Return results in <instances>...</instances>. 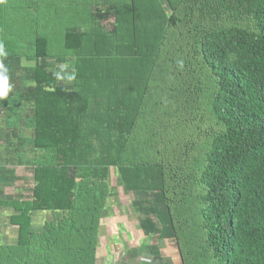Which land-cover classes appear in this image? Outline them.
<instances>
[{
	"label": "trees",
	"instance_id": "obj_1",
	"mask_svg": "<svg viewBox=\"0 0 264 264\" xmlns=\"http://www.w3.org/2000/svg\"><path fill=\"white\" fill-rule=\"evenodd\" d=\"M12 1L0 74L36 59L22 95L38 153L28 193L0 199L16 230L0 264H98L111 167L146 195L138 264H264V0H73L64 53L41 27L8 37L31 13ZM56 56H75L73 84L41 62ZM38 211L53 218L37 230Z\"/></svg>",
	"mask_w": 264,
	"mask_h": 264
},
{
	"label": "rangeland",
	"instance_id": "obj_2",
	"mask_svg": "<svg viewBox=\"0 0 264 264\" xmlns=\"http://www.w3.org/2000/svg\"><path fill=\"white\" fill-rule=\"evenodd\" d=\"M38 1L37 5L36 2ZM21 0L19 5L26 6L29 16L25 19H19L17 25H13L14 34L10 32L8 37L14 38L18 42H25L32 37L35 31L48 33L53 37V48L57 52L61 49V39L63 29L66 28L68 22L73 21L76 17L69 19V10L66 7L73 8L71 0ZM13 3L15 0L12 1ZM9 5L12 6L11 1ZM53 9L52 13L49 8ZM23 8V7H21ZM75 9V8H74ZM22 14L26 15L24 9H20ZM41 10L40 14L38 11ZM8 15L7 10L5 11ZM66 12V13H65ZM74 13V12H73ZM56 14L54 19L48 18L50 15ZM66 16V18H65ZM48 18V19H47ZM65 18V19H64ZM39 19L47 21L40 24ZM112 22L106 20L107 24ZM22 24V25H21ZM84 29V26H80ZM17 28V30H16ZM2 37V36H1ZM7 42V41H4ZM61 55V54H60ZM9 70L6 72L8 77L9 91L7 96L0 97V176L13 168L14 174L7 173V177L0 179V199L22 197L33 186L32 177L30 175L31 168L36 162L38 151L33 147V132L35 128V120L32 116V107L24 98L23 92L33 81V72L36 65V59L33 56H18L8 59ZM41 62L46 63L51 71L57 75L59 84H73L75 82V56H56L42 58ZM10 173V174H9ZM122 176L117 167H111L107 181L110 183L111 197L102 217L100 225V237L105 242L104 247L99 244L98 248V264H119L127 261L138 264L140 254L138 253V235L141 233L137 226L139 220L135 219L138 213L134 212L132 205L134 199L144 198V192H132L125 188ZM14 213L13 208L6 205L0 206V242L6 241L8 234H16L15 228L10 224V217ZM32 221L34 229H41L45 221H50L53 214L50 212H33ZM139 218V217H138ZM130 220L131 227H127L126 223ZM147 240L143 239L142 243ZM171 252H178L175 244L168 241ZM141 243V241H140ZM177 256V255H176Z\"/></svg>",
	"mask_w": 264,
	"mask_h": 264
},
{
	"label": "clouds",
	"instance_id": "obj_3",
	"mask_svg": "<svg viewBox=\"0 0 264 264\" xmlns=\"http://www.w3.org/2000/svg\"><path fill=\"white\" fill-rule=\"evenodd\" d=\"M0 54H2V49H0ZM3 66L0 65V68ZM9 91L8 77L6 75L0 74V97L7 96Z\"/></svg>",
	"mask_w": 264,
	"mask_h": 264
},
{
	"label": "crops",
	"instance_id": "obj_4",
	"mask_svg": "<svg viewBox=\"0 0 264 264\" xmlns=\"http://www.w3.org/2000/svg\"><path fill=\"white\" fill-rule=\"evenodd\" d=\"M70 2H72L71 4L74 5V4H73V2H74L73 0H71ZM135 213H136V212H135ZM135 219H137V222H138V217H137V215H136ZM32 223H33V221H32ZM132 223L135 224L134 222H131L130 220H128L127 223H126V226H127V227H131V228H134V227L132 226ZM33 226H34V224H33ZM137 226L139 227V224H137ZM141 238H142V235H141V233H140L139 236H138V240H137L138 243L141 241ZM147 239H148V238H147ZM142 241H143V239H142Z\"/></svg>",
	"mask_w": 264,
	"mask_h": 264
}]
</instances>
